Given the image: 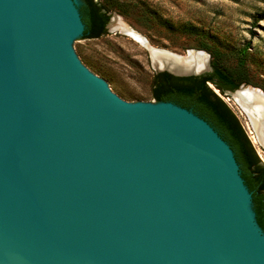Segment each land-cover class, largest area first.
<instances>
[{"label":"water","instance_id":"1","mask_svg":"<svg viewBox=\"0 0 264 264\" xmlns=\"http://www.w3.org/2000/svg\"><path fill=\"white\" fill-rule=\"evenodd\" d=\"M95 36L82 0H0V264H264L235 147L195 111L122 99L80 60ZM155 50L207 54L155 73L211 71ZM255 89L224 95L264 141Z\"/></svg>","mask_w":264,"mask_h":264},{"label":"rangeland","instance_id":"2","mask_svg":"<svg viewBox=\"0 0 264 264\" xmlns=\"http://www.w3.org/2000/svg\"><path fill=\"white\" fill-rule=\"evenodd\" d=\"M127 3L128 14L111 12L106 33L94 40H80L77 50L80 60L92 67L125 101L135 104L153 101L151 79L156 70L152 49L184 56L189 49L205 51L198 48L203 40L222 49H237L249 42V67L264 86V0H130ZM115 19L145 42L115 26ZM209 86L238 117L264 163V147L251 139L246 117L233 98L222 95L212 84Z\"/></svg>","mask_w":264,"mask_h":264},{"label":"trees","instance_id":"3","mask_svg":"<svg viewBox=\"0 0 264 264\" xmlns=\"http://www.w3.org/2000/svg\"><path fill=\"white\" fill-rule=\"evenodd\" d=\"M130 0H82L93 30L98 38L106 33L111 12L128 14ZM198 48L210 55L211 71L200 76H175L166 71L154 73L151 96L157 102H171L197 112L234 147L253 192L260 198L258 211L264 214V163L258 158L251 140L238 117L222 95L234 91L241 84L264 86L250 69L249 42L237 49H222L203 40ZM225 96V95H224Z\"/></svg>","mask_w":264,"mask_h":264},{"label":"bare ground","instance_id":"4","mask_svg":"<svg viewBox=\"0 0 264 264\" xmlns=\"http://www.w3.org/2000/svg\"><path fill=\"white\" fill-rule=\"evenodd\" d=\"M115 26L121 28L122 31L127 32L131 34L133 37L138 38L141 41H144L137 33L131 30L128 26L123 24L119 19H115ZM145 42V41H144ZM152 49V48H151ZM151 54L153 57V62L155 67H158L160 69H168L174 72H189V71H198L202 68H204L207 64V54L201 53V52H191L184 57V58H179L174 55H169L165 52L162 51H157V50H151ZM248 90H251L249 87ZM244 91V90H243ZM237 93L234 95L232 101L234 100L235 104L239 108L240 112L242 115L246 117V128L250 133L251 139L253 140L254 143L261 144L264 146V141H261V139L258 137V135L255 132V127L253 123V118L251 117V114L249 112V109L246 105L243 104L242 101V94ZM253 94L259 95L264 99V95L261 94L262 92L258 89L252 90Z\"/></svg>","mask_w":264,"mask_h":264}]
</instances>
